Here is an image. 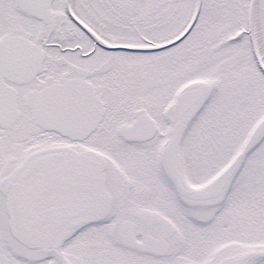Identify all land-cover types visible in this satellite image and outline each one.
Listing matches in <instances>:
<instances>
[{
  "label": "snow or ice",
  "instance_id": "1",
  "mask_svg": "<svg viewBox=\"0 0 264 264\" xmlns=\"http://www.w3.org/2000/svg\"><path fill=\"white\" fill-rule=\"evenodd\" d=\"M0 264H264V0H0Z\"/></svg>",
  "mask_w": 264,
  "mask_h": 264
}]
</instances>
